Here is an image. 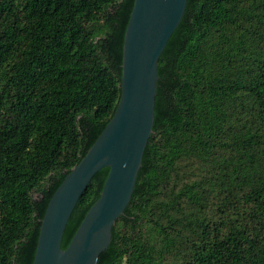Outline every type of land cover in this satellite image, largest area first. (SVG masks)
<instances>
[{
  "label": "trees",
  "instance_id": "obj_1",
  "mask_svg": "<svg viewBox=\"0 0 264 264\" xmlns=\"http://www.w3.org/2000/svg\"><path fill=\"white\" fill-rule=\"evenodd\" d=\"M134 2L0 0V264H33L51 197L114 116ZM158 73L154 132L98 264H264V0H188Z\"/></svg>",
  "mask_w": 264,
  "mask_h": 264
},
{
  "label": "water",
  "instance_id": "obj_2",
  "mask_svg": "<svg viewBox=\"0 0 264 264\" xmlns=\"http://www.w3.org/2000/svg\"><path fill=\"white\" fill-rule=\"evenodd\" d=\"M188 0H135L123 47L121 97L114 116L86 155L56 189L41 220L33 264H98L113 228L135 190L143 155L154 132L158 63L181 22ZM108 167L99 199L67 248L68 220L92 178Z\"/></svg>",
  "mask_w": 264,
  "mask_h": 264
}]
</instances>
